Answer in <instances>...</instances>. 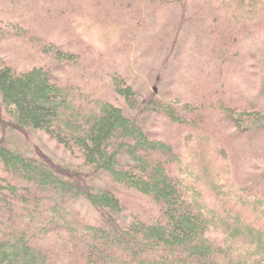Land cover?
Returning a JSON list of instances; mask_svg holds the SVG:
<instances>
[{
    "label": "trees",
    "instance_id": "1",
    "mask_svg": "<svg viewBox=\"0 0 264 264\" xmlns=\"http://www.w3.org/2000/svg\"><path fill=\"white\" fill-rule=\"evenodd\" d=\"M86 14L98 38L127 37L129 59L161 53L172 30L204 77L166 100L120 68L91 70L54 40ZM259 26L264 0H0V127L41 130L83 167L0 144V264H264V96L242 89L255 55L239 41ZM79 197L93 216L70 205Z\"/></svg>",
    "mask_w": 264,
    "mask_h": 264
},
{
    "label": "rangeland",
    "instance_id": "2",
    "mask_svg": "<svg viewBox=\"0 0 264 264\" xmlns=\"http://www.w3.org/2000/svg\"><path fill=\"white\" fill-rule=\"evenodd\" d=\"M191 10H193L192 7L190 8V11ZM165 13L163 17H160L163 22H165V19L172 18L170 10H166ZM214 17L217 18V15ZM82 19L84 20L83 24L78 25L77 28L74 29V32L71 33L63 32L65 25H62L60 28L62 31L55 33L54 40L61 44L64 43L68 49L80 54L84 63L87 64L88 68H91V70L95 67L98 69L104 68V66H111L110 69L120 68L119 70L124 73L126 78L127 76L129 77L130 73V78L135 81L136 87L156 86L159 96L166 100L172 99L173 93L180 94L182 97L193 93V80L198 77H204L203 72L206 73L204 70L202 72L201 65L203 64L200 63V60L191 52L192 47L189 40L184 44L185 52L182 51V45L171 43V36L173 35L172 30L166 35L168 41H166V45L163 46L161 53H158V47L157 51L155 50L156 52H153L151 56H145L144 47H140L134 57L130 54L129 59V52H127V37L123 36L121 31L115 33V35L117 34L115 38H107V40L100 39L97 37V34H102L103 30H101L99 25L91 24L93 18L86 14L82 16ZM120 22L124 21L120 20ZM205 23L207 24V22ZM160 41H155L154 44H159ZM239 41L240 49L243 53L255 55L252 58L248 56L243 64L245 70L241 79L245 77V80H243L244 83L250 80L253 82L250 81L247 84H243L242 89L247 88L244 93H248L252 96H264V89L260 92L256 81H254L256 78L261 80L264 77L261 68L257 66L261 64L262 56H264V26L247 30L240 36ZM161 43L159 44L160 47ZM147 46L148 44H146V47ZM1 47H3L1 49L6 51L8 54L7 56L10 55L22 62L25 59L19 48L17 49L13 45L7 47L6 43ZM38 59L39 57L36 61ZM134 60L137 62L136 64H134ZM200 72L202 73L198 75ZM127 80L129 82L128 78ZM2 116L4 117V115ZM167 127L164 129L168 130L169 136L174 134L177 141L185 147L186 131L182 129L177 132L176 128ZM0 144L13 149H23L26 154L38 160L49 162L60 169L79 170L83 168L79 158L75 157L41 130L27 129L19 132H7L4 128L0 127ZM237 149L239 148L237 147ZM187 150L188 148L186 147L185 151L187 152ZM242 154H244V152H242ZM255 156L256 153H253L246 161L248 164L245 162L243 169L245 173L249 168L248 166L254 162ZM243 160L245 161L246 158ZM93 181L96 185L101 187H107L110 183L106 180L104 175L101 178H93ZM70 205L82 216H93L92 209L81 197L72 198Z\"/></svg>",
    "mask_w": 264,
    "mask_h": 264
}]
</instances>
